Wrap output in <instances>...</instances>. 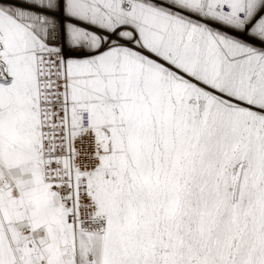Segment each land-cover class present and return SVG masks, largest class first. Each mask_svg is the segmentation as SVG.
I'll use <instances>...</instances> for the list:
<instances>
[{"label":"snow or ice","instance_id":"snow-or-ice-1","mask_svg":"<svg viewBox=\"0 0 264 264\" xmlns=\"http://www.w3.org/2000/svg\"><path fill=\"white\" fill-rule=\"evenodd\" d=\"M0 264H264V0H0Z\"/></svg>","mask_w":264,"mask_h":264}]
</instances>
